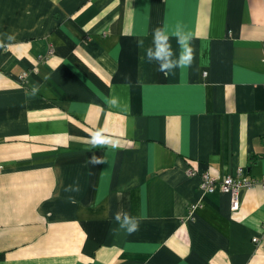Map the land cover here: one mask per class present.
Listing matches in <instances>:
<instances>
[{
	"label": "crops",
	"instance_id": "0c3cea01",
	"mask_svg": "<svg viewBox=\"0 0 264 264\" xmlns=\"http://www.w3.org/2000/svg\"><path fill=\"white\" fill-rule=\"evenodd\" d=\"M177 24L194 59L165 76L145 48ZM9 33L0 264H264V189L233 211L200 188L205 172L264 176V0H0ZM99 129L116 149L92 147ZM117 211L139 230L114 232Z\"/></svg>",
	"mask_w": 264,
	"mask_h": 264
},
{
	"label": "clouds",
	"instance_id": "9594fccd",
	"mask_svg": "<svg viewBox=\"0 0 264 264\" xmlns=\"http://www.w3.org/2000/svg\"><path fill=\"white\" fill-rule=\"evenodd\" d=\"M175 38L179 47V51L173 49L171 39ZM16 39L15 34L9 33L0 39V48L4 46V42H12ZM193 36L190 32H186L179 24L174 30L169 31L168 26L158 27L152 32L151 44L145 48V57L149 63H155L157 70L163 73L165 76L174 74L176 70H182L191 66L194 56L191 41ZM141 47L144 46L143 40L139 41ZM39 91L38 85H33L32 95H35ZM105 103L112 108H118L121 106L119 97L115 94L111 95L105 100ZM90 143L93 148L98 146H107L112 149H116L118 144L111 140L105 133V130L99 129L91 133ZM91 164L101 163L102 159L95 156L90 161ZM66 191L77 192L79 191L78 184L74 183L69 185ZM114 221L117 225L113 229L114 232H123L127 235H132L137 232L140 227L141 218L129 214L126 211H117L114 215Z\"/></svg>",
	"mask_w": 264,
	"mask_h": 264
},
{
	"label": "built area",
	"instance_id": "2783aa9c",
	"mask_svg": "<svg viewBox=\"0 0 264 264\" xmlns=\"http://www.w3.org/2000/svg\"><path fill=\"white\" fill-rule=\"evenodd\" d=\"M51 52L52 50H49V53ZM255 186L264 189V176L252 177L243 168H240L235 175H228L224 178H219L207 172L201 175V190L213 192L216 188H220L222 192L230 194L231 209L233 211L240 208L242 193ZM254 240L257 242L258 238L256 237Z\"/></svg>",
	"mask_w": 264,
	"mask_h": 264
},
{
	"label": "trees",
	"instance_id": "16d2710c",
	"mask_svg": "<svg viewBox=\"0 0 264 264\" xmlns=\"http://www.w3.org/2000/svg\"><path fill=\"white\" fill-rule=\"evenodd\" d=\"M3 257V253H0V258H2Z\"/></svg>",
	"mask_w": 264,
	"mask_h": 264
}]
</instances>
